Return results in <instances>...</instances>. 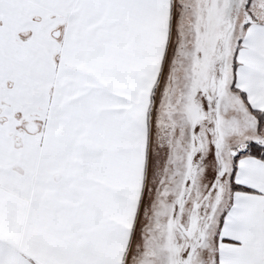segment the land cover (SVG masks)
I'll return each instance as SVG.
<instances>
[{
	"label": "snow or ice",
	"instance_id": "6c2138e0",
	"mask_svg": "<svg viewBox=\"0 0 264 264\" xmlns=\"http://www.w3.org/2000/svg\"><path fill=\"white\" fill-rule=\"evenodd\" d=\"M0 264H264V0H0Z\"/></svg>",
	"mask_w": 264,
	"mask_h": 264
}]
</instances>
